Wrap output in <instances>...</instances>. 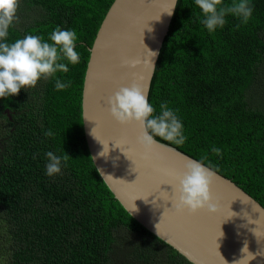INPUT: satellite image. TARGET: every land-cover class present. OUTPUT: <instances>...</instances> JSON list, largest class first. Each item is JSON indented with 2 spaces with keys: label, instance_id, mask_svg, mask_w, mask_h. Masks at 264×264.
Returning a JSON list of instances; mask_svg holds the SVG:
<instances>
[{
  "label": "trees",
  "instance_id": "trees-1",
  "mask_svg": "<svg viewBox=\"0 0 264 264\" xmlns=\"http://www.w3.org/2000/svg\"><path fill=\"white\" fill-rule=\"evenodd\" d=\"M113 2L19 0L17 19L0 41L35 35L51 43L59 27L76 32L80 56L75 65L61 61L67 73L0 98V254L7 264H192L115 199L85 138L90 48ZM249 3L247 23L229 14L223 28L209 32L195 0H179L148 101L153 115L166 102L186 137L180 145L155 139L197 161L206 156L204 165L264 206V0ZM56 79L71 87L57 90ZM49 151L69 156L51 177Z\"/></svg>",
  "mask_w": 264,
  "mask_h": 264
},
{
  "label": "water",
  "instance_id": "water-1",
  "mask_svg": "<svg viewBox=\"0 0 264 264\" xmlns=\"http://www.w3.org/2000/svg\"><path fill=\"white\" fill-rule=\"evenodd\" d=\"M178 2L112 3L90 48L84 79L82 118L90 154L102 180L128 214L190 263L237 264L248 252L255 256L249 264H264V256L256 255L264 251V206L209 167L215 173L210 191L218 211H177L173 207L178 199L177 177L187 161L195 159L157 139L152 150L145 152L137 142L139 125L119 124L107 105L110 96L132 83L146 86L149 100ZM149 50L157 55L151 58ZM131 60L139 63L135 67L125 63Z\"/></svg>",
  "mask_w": 264,
  "mask_h": 264
},
{
  "label": "clouds",
  "instance_id": "clouds-1",
  "mask_svg": "<svg viewBox=\"0 0 264 264\" xmlns=\"http://www.w3.org/2000/svg\"><path fill=\"white\" fill-rule=\"evenodd\" d=\"M195 4L202 10L201 23L209 32L223 28L225 18L229 14L239 17L242 23H247L253 13L249 0H233L230 6H225L223 0H195ZM18 7L19 0H0V41L6 39L10 26L17 19ZM172 10L167 13L171 15ZM49 39L51 43L44 41L40 36L27 35L12 44L0 42V98L17 95L22 88L35 87L41 78L55 77L57 72L67 73L69 67L61 62L63 60L72 65L80 62V56L75 50L77 41L75 31L61 30L57 27ZM150 52L151 58L157 55L156 52ZM125 63L135 67L139 61L131 60ZM55 87L57 90L67 89L71 87V81L62 82L56 79ZM107 105L111 116L119 124L139 125L137 142L145 152H150L157 143L155 137L177 145L183 144L186 140L181 121L166 102L161 103L160 113L153 115L155 110L148 101L146 86L141 87L137 83H132L130 87H121L108 98ZM45 135L53 136L54 133L48 130ZM212 151L220 153L218 148H213ZM46 156L48 159L46 174L50 177L59 174L62 164L66 166L69 159L67 154L59 156L52 151L47 152ZM203 159L207 157H202ZM202 160L189 159L184 171L177 177L179 184L174 191L178 193V199L173 202V207L177 211L187 210L193 214L205 208L213 214L218 211V203L212 202L210 191L215 173L206 167ZM244 250L245 248L243 249L245 253ZM256 255L264 256V251ZM253 259L255 256L247 252L237 264H245V261L249 264Z\"/></svg>",
  "mask_w": 264,
  "mask_h": 264
},
{
  "label": "rangeland",
  "instance_id": "rangeland-1",
  "mask_svg": "<svg viewBox=\"0 0 264 264\" xmlns=\"http://www.w3.org/2000/svg\"><path fill=\"white\" fill-rule=\"evenodd\" d=\"M0 252H1V249H0ZM0 264H7V259L2 254H0Z\"/></svg>",
  "mask_w": 264,
  "mask_h": 264
}]
</instances>
